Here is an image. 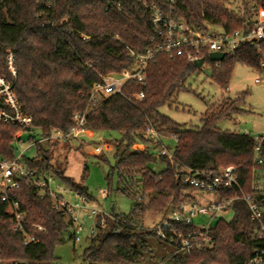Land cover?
I'll return each instance as SVG.
<instances>
[{"label": "trees", "instance_id": "1", "mask_svg": "<svg viewBox=\"0 0 264 264\" xmlns=\"http://www.w3.org/2000/svg\"><path fill=\"white\" fill-rule=\"evenodd\" d=\"M150 1L169 9L161 0ZM229 2H239L238 8L229 7ZM253 3L258 14L264 15V0H176L173 10L177 18L199 28L212 23L230 31L253 24L249 19ZM144 12L139 0H58L52 8L37 0H0V76L12 84L22 110L32 118L30 126L0 122V159L11 161L18 156L15 144L21 142V133L34 132L35 136H29L33 142L37 137L49 136L54 128L69 133L73 114L86 110L85 129L120 134L108 177L117 173V191L134 198L135 204L129 214L97 216L96 233L84 250L83 264H139L144 252L149 251L148 237L163 240L143 228L144 214L166 213L193 200L196 188L182 179L196 172L217 173L235 166L243 193L251 195L264 212V187L259 186V174L264 179V135L254 137L216 128L219 120L241 111L237 107L240 97L210 107L198 128H186L159 112L161 106L171 105L176 94L185 89L187 78L197 71L185 57L156 52L148 64L145 85L129 81L122 93L110 95L91 108L90 94L95 83L103 76L133 67L131 51L144 53L154 48L152 24ZM261 48L259 52L242 44L219 65L206 56V62L212 64V80L225 90L236 64L262 70L264 40ZM9 53L14 56V76L7 65ZM140 91L144 98L136 100L133 96ZM150 129L162 137L175 138L173 159L156 154L153 146L135 147L152 141L147 137ZM35 147L37 157L22 155L34 175L53 173L66 186L90 199L82 183L53 165L49 149L41 142ZM159 160L166 163V168L156 172L151 165ZM111 193L109 185L108 196ZM215 193L219 199L227 200L241 195L236 189H219ZM16 194L26 215L27 231L36 233L34 224L42 225L45 231L39 233L38 242L25 245L23 236L12 230L6 204L0 200L1 264H59L54 250L64 242L63 233L72 226L71 220L53 207L51 196L39 195L33 176L20 181ZM230 209L231 220L219 218L212 228V247L174 250L169 255L170 264L247 263L263 244L252 238L256 222L251 219L247 203L234 199Z\"/></svg>", "mask_w": 264, "mask_h": 264}, {"label": "built area", "instance_id": "2", "mask_svg": "<svg viewBox=\"0 0 264 264\" xmlns=\"http://www.w3.org/2000/svg\"><path fill=\"white\" fill-rule=\"evenodd\" d=\"M37 1H42L47 8H52L58 0ZM161 2L169 9L162 8L156 2L150 0H139L140 5L145 10L144 13L148 14L152 24L154 48H148L144 53L131 51L130 56L135 61L133 67L127 68L117 75L103 76L100 82L95 83L90 94L91 108L99 106L110 95L122 93L124 86L129 81L145 85L147 67L156 52L182 56L193 64L199 59H203V65L206 62V56L209 60L211 52L224 53L225 57L232 56L242 44H248L262 52L264 15L258 14L257 5L254 3L250 7L251 13L249 15V19L253 21V24L229 31L220 25L221 30H217L215 28L216 25L212 23H206L204 27L199 28L175 16L173 7L176 5V0H161ZM83 38H88V36L83 35ZM215 63L219 65L220 62ZM7 65L9 70L15 75L16 68L12 53H9L7 57ZM261 66L264 67V61L261 62ZM259 80L258 78L257 81ZM144 95V92L140 91L134 94L133 97L136 100H141ZM88 112L89 110H86L85 112L73 114V127L69 133H63L54 128L49 136L37 139V141L33 142V145L41 142L40 140L49 143L66 142L83 131H89L85 129ZM0 122L20 126H30L32 122L31 116L26 114L18 103L12 84L1 76ZM147 137L151 138L152 141L148 144H136L135 147L143 149L148 145L153 146L159 150V155H167L168 158L173 159L172 153L163 146L160 134L150 129ZM139 145L143 146L138 147ZM259 150L260 147H257V154ZM102 153L103 148L100 145H94L91 154L101 155ZM23 154L22 150L11 161L0 159V200L6 204V213L8 214L12 230L23 236L25 245L38 242L40 240L39 233L45 231V228L40 224L33 225L36 233L27 231L25 226L26 215L16 194L20 181L25 177L33 176L39 195L41 197L45 195L51 196L53 207L64 212L71 220L74 241H79L80 236L78 234L83 229V226L79 222L78 211L87 209V197L68 187L69 193L72 192V195L78 198V200L73 201L67 197V189L63 188L56 191L53 188L54 177L50 174L34 175V170L29 169L22 161ZM259 162L261 163L262 160L259 159ZM182 181L184 184L201 190L208 195L215 193L219 189H236L241 192V195H236L230 200L217 198L216 201L207 205L199 203L196 199L184 202L180 207L171 210L170 218L165 219L161 225L154 227L152 229L153 233L172 244L176 252H188L212 247L214 243L212 228L216 221L219 218H225L224 215L231 211L230 205L234 199H242L249 207L251 219L256 222V229L252 238L263 244L254 250L253 255L245 264H264V212L251 195L243 193L237 168L230 165L222 168L217 173L200 171L194 175L185 176ZM101 194L102 197L108 196L107 190H102ZM92 212L97 216L100 214L108 215V213L101 212L96 208L92 209ZM166 230H170L171 233H167ZM1 262L0 259V264Z\"/></svg>", "mask_w": 264, "mask_h": 264}, {"label": "rangeland", "instance_id": "3", "mask_svg": "<svg viewBox=\"0 0 264 264\" xmlns=\"http://www.w3.org/2000/svg\"><path fill=\"white\" fill-rule=\"evenodd\" d=\"M239 2H229L228 6L238 8ZM237 7V8H236ZM217 30H221L216 25ZM212 64L205 62L197 68L196 73L189 76L185 82V89L179 91L174 97L171 105L166 104L159 108V112L173 121L184 124L186 128H198L203 125V116L212 106H218L224 100H235L240 97L239 112L231 113V118H224L216 123L219 130L231 132L248 133L254 137L264 135V67L258 71L254 68L236 64L227 89L223 90L211 78ZM14 76V74L12 73ZM260 79L257 81V79ZM245 93V94H244ZM20 131L17 133V135ZM35 136L34 132L21 133V142L15 144L17 155L23 150L24 157L33 158L37 155L36 147L29 136ZM120 137L118 132L107 131H83L76 137H71L66 142L41 143L50 150L51 162L55 167H60L65 174L74 181L82 183L87 188L90 199L87 209L79 210V222L83 229L78 234L80 240L75 242L71 238L73 228L70 227L63 233L64 242L56 245L54 254L59 264H83L84 250L90 245L93 235L96 233L97 215L92 212L96 208L105 213L129 214L134 198L117 191L118 175L114 173L109 179L110 166L114 165L113 156L116 139ZM37 139H40L37 137ZM163 146L172 153L176 140L172 137H162ZM39 141V140H38ZM94 145L103 148L101 155L91 154ZM143 146V145H142ZM139 145L138 147H142ZM158 149L154 152L158 154ZM104 158V160H102ZM152 168L160 172L166 168V163L159 160L153 163ZM53 188L59 191L67 189V197L75 201L78 198L69 193V188L53 173ZM259 186L264 187L263 174H259ZM112 187V193L108 197H102L101 191ZM73 196V197H72ZM192 196L199 203L207 205L216 201V193H207L201 190L192 191ZM171 211L156 213L147 211L143 217V228L152 230L159 226L165 219L170 218ZM227 221L231 220L233 213L225 214ZM215 223V222H214ZM149 251H145L139 264H170L169 255L175 250L172 244L150 236L147 239Z\"/></svg>", "mask_w": 264, "mask_h": 264}, {"label": "water", "instance_id": "4", "mask_svg": "<svg viewBox=\"0 0 264 264\" xmlns=\"http://www.w3.org/2000/svg\"><path fill=\"white\" fill-rule=\"evenodd\" d=\"M225 58L224 53H219V52H211L209 55V60L211 62H220ZM203 59H199L198 61L194 62V66L199 68L203 65Z\"/></svg>", "mask_w": 264, "mask_h": 264}, {"label": "crops", "instance_id": "5", "mask_svg": "<svg viewBox=\"0 0 264 264\" xmlns=\"http://www.w3.org/2000/svg\"><path fill=\"white\" fill-rule=\"evenodd\" d=\"M164 264V263H163Z\"/></svg>", "mask_w": 264, "mask_h": 264}]
</instances>
